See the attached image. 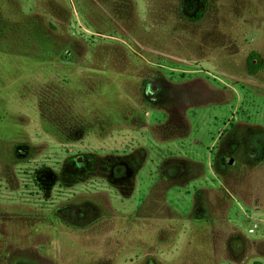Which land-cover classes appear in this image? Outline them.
I'll list each match as a JSON object with an SVG mask.
<instances>
[{
  "label": "rangeland",
  "instance_id": "1",
  "mask_svg": "<svg viewBox=\"0 0 264 264\" xmlns=\"http://www.w3.org/2000/svg\"><path fill=\"white\" fill-rule=\"evenodd\" d=\"M230 126L264 139V0H0V264H264V154L216 168ZM135 150L140 190L71 173Z\"/></svg>",
  "mask_w": 264,
  "mask_h": 264
},
{
  "label": "flooded vegetation",
  "instance_id": "2",
  "mask_svg": "<svg viewBox=\"0 0 264 264\" xmlns=\"http://www.w3.org/2000/svg\"><path fill=\"white\" fill-rule=\"evenodd\" d=\"M184 81L188 80L186 79ZM151 83L152 82L149 84V88L146 89L145 94L150 101L162 102L163 104H166L167 102L173 100L174 96L176 97L175 90H170L169 92V83L166 80H158L157 84L154 82L152 84ZM171 93L175 94L172 95ZM225 132L227 135H224V132L219 135V146H217L218 149L215 152V166L216 168L220 166L219 170L221 172H227L228 168L235 163L237 156H242L245 159L248 158V156L257 158L261 151L262 154H264V139H254V137H250V134L243 137L237 136L235 135L237 133H235L236 127L234 126H230L225 130ZM136 153H138L137 150H135L134 154H130L128 160L117 159L110 160V162H102L100 160V164L98 166H95L96 163L92 157L90 158V155L82 154L76 158H72L70 166L71 173L74 176L87 177L94 170L93 173L102 178L101 181L106 180L113 186L120 189L122 187L125 188L130 184L131 188H134L137 191L142 188V184H140L142 182V167L146 163V160H148L149 154L148 150L147 154L145 153L146 155L143 152L142 154L136 156ZM167 164L166 165L170 169H167L164 174L165 178L168 179V181L171 180L179 182L182 177H184L185 170L183 167L185 166V162L179 160L175 162V164H169V162ZM148 172L150 173L149 177H151L150 182L152 183V171ZM36 179L42 184V190H44L43 186L46 188L57 180L56 175L52 171L46 170L39 171L36 174ZM150 186L152 187V184H150ZM147 187L150 191L151 188H149V185H147ZM196 193V196H201L199 191ZM77 214L81 220L87 219V213L85 210L80 209L77 211Z\"/></svg>",
  "mask_w": 264,
  "mask_h": 264
},
{
  "label": "trees",
  "instance_id": "3",
  "mask_svg": "<svg viewBox=\"0 0 264 264\" xmlns=\"http://www.w3.org/2000/svg\"><path fill=\"white\" fill-rule=\"evenodd\" d=\"M198 16H201V12L198 14ZM251 69L250 71L253 72L256 69V64L253 62V60H250Z\"/></svg>",
  "mask_w": 264,
  "mask_h": 264
}]
</instances>
